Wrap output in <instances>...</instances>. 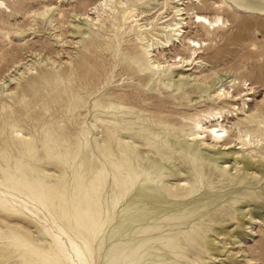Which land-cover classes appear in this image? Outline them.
Wrapping results in <instances>:
<instances>
[{
  "label": "bare ground",
  "instance_id": "obj_1",
  "mask_svg": "<svg viewBox=\"0 0 264 264\" xmlns=\"http://www.w3.org/2000/svg\"><path fill=\"white\" fill-rule=\"evenodd\" d=\"M226 1L238 9L264 11V0ZM107 2L102 1L104 5ZM4 3L0 0V5ZM118 3L119 14L113 27L127 33L129 27L133 29L132 22L140 20L133 19L139 14L133 12L135 8L127 1L120 0ZM183 4L185 0H166L162 9L169 10L171 17L161 16L163 20L155 26L152 22L134 26L138 28L135 34L140 41L142 55L136 54L135 46L129 44L119 61H122V70L126 73L147 71L139 78L144 83L157 81L150 89L158 85L167 90L174 88L172 92L182 91L183 95L189 96V92L185 91L188 86L185 80L173 82L167 77V72L176 65L186 63L189 66L200 58L204 46L205 39L185 35L188 21L185 22L187 18L184 16L190 10L189 6L181 8ZM213 6L217 5L214 3ZM47 12L49 10L42 15ZM194 17V23L208 33L219 25V18L211 19L202 12H196ZM176 42H180L191 55H177L164 62L156 59V51L163 53ZM104 45L108 50H114V54L121 52L114 42ZM198 63L202 66V61ZM74 78L68 82L73 84L78 81L77 76ZM87 79L84 77V80ZM226 79L218 73L204 78L202 85L196 88L199 98L207 95L222 99L226 106L210 107L195 116L183 115L179 121L160 114L167 100L158 98V104L150 103L149 99L154 96L147 91L136 99L105 88L92 97L93 91L88 90V95L82 96L77 93L78 87L72 85L70 89H64L62 94L65 98L60 95L59 99H55L61 91L54 87L57 86L54 82L65 81L60 73L50 80H41L45 88L52 86L48 91L39 89L36 80L31 77L19 91L13 90L5 98L0 97V211L22 214L16 207V201L20 200L29 212L28 222L35 223L33 231L26 223L18 222L16 226L0 224L1 242L9 240L5 247L7 253L0 255L1 262L4 258H15L19 261L17 264L194 262L192 256L197 252L190 249L200 243L199 238L207 232L202 221H195L199 217L193 219L192 214L196 210L194 194L213 181L212 173L205 170L206 159L201 154V148L185 143L180 136H192L199 140L209 136L216 143H231L226 141L230 134L222 122L224 114L230 113L228 107L235 106L225 100L229 94L225 85L232 83V80ZM28 94H32L34 100L49 95L50 102L62 101L73 113L89 103L92 120L82 127L65 125L62 118L45 114L49 106H44L42 111L31 109L35 105L26 102ZM11 100L18 104V108L11 111L14 115L8 116L5 113L12 109ZM259 116L258 112L250 113L238 122L247 126L245 134L237 137L243 145L263 141L264 126H261L264 119ZM29 123L36 127L35 132L26 131L24 125ZM98 128L104 131L102 139H99L98 133L94 134L93 130ZM248 136L249 139H244ZM138 142L146 150H140ZM147 152L165 160L142 156ZM177 157L189 164L192 175L191 178H178V185L173 189L168 184L169 177L183 173L181 167L176 172L171 166V160ZM55 164L61 165L60 171L54 168ZM48 166H53L52 172L48 171ZM10 183L15 186L10 187ZM155 187H161L165 195ZM37 211L51 215L55 230L32 218L38 217ZM204 243L209 248L210 243L206 239Z\"/></svg>",
  "mask_w": 264,
  "mask_h": 264
},
{
  "label": "rangeland",
  "instance_id": "obj_2",
  "mask_svg": "<svg viewBox=\"0 0 264 264\" xmlns=\"http://www.w3.org/2000/svg\"><path fill=\"white\" fill-rule=\"evenodd\" d=\"M102 1L4 0L5 3L0 5V97L5 98L13 90L19 91L31 77L36 80L39 89L48 91L52 86L45 88L41 80H50L60 73L65 81L54 82L57 85L54 87L61 91L55 99H59L60 95L65 98L62 94L64 89H70L72 85L78 87L76 91L82 96H87L88 90L93 91L92 97L105 88H112L115 93H126L136 99L147 91L154 96L149 99L150 103L158 104V98L167 100L160 114L179 121L183 115L195 116L210 107L226 106L222 99L209 98L207 95L199 98L196 88L202 85L204 78L219 73L223 79L232 80V83L225 85L229 90L225 100L231 101L235 106L228 107L230 113L224 114L222 121L230 134L226 141L231 143H216L209 136L203 137L202 140L192 136H180L185 143L201 148V154L206 159L205 170L212 173L211 185L214 186L207 184L194 194L196 210L192 214L193 219L199 217L195 221H202L207 232L199 238L200 243L190 249L197 252L192 256L194 262L191 264H264V136L260 143L250 145H243L241 139L237 138L245 134L247 126L238 124L244 117L258 112L259 118L264 119V11L238 9L239 7L231 6L226 0H185L181 8L189 6L190 10L184 16L187 18L185 22L188 21L185 35L199 40L205 39L204 46L200 58L189 66H186V63L174 65L175 67L167 72V77L173 82L185 80L188 84L185 91L190 94L187 96L183 95L182 91L172 92L174 88L167 90L157 85L155 89H150L157 81L144 83L139 78L140 74L145 75L147 71L126 73L122 70V61H119L129 44L135 46L136 54L142 55L140 41L135 34L138 28L134 26L149 22L155 26L163 20L160 19L161 16L171 17L169 10L162 9L166 0H125L135 8L133 12L139 14L133 19H140L132 22V30L128 28V22L127 33L113 27L115 17L119 14L120 0H108L107 5ZM214 3L217 6H213ZM47 10L49 12L42 15ZM196 12L207 14L211 19L219 18V25L208 33L205 28L194 23ZM111 42H114L121 52L114 54V50L105 48L104 43ZM154 54L157 55L156 59L162 62L166 59L172 60L177 55H191L180 42H176L163 53L156 51ZM201 61L202 66L198 63ZM29 67L33 68L28 70ZM75 76L78 81L73 84L68 82L73 81ZM84 77L89 80H84ZM48 96L34 100L33 95L28 94L26 102L35 105L31 109L37 111L49 106L45 114L62 118L65 125H89L92 120L89 103L73 113L64 102H50ZM10 104L12 109L5 113L8 116L14 115L11 111L18 108L14 100H11ZM223 118L221 117L220 121ZM183 124L188 125L184 122ZM24 128L28 132H35L36 129L30 123L25 124ZM93 131L95 135L98 133L99 139L103 138L102 128ZM137 144L140 150H146L142 144ZM142 156L157 161L165 160L149 152L143 153ZM18 158L23 160L22 157ZM171 166L175 171L180 167L183 169L182 174L178 172L167 181L169 186L175 189L178 178H191L192 172L189 164L180 157L172 159ZM54 168L60 171L61 165L55 164ZM47 169L52 172L53 166H48ZM9 185L15 186L13 183ZM156 190L165 195L161 187ZM16 202V207L23 213L14 215L0 211V224L16 226L18 222L26 223L33 231L35 223L28 222L29 212L22 201ZM37 214L38 217L32 218L42 222L50 230H55L50 214L40 211H37ZM201 214L203 215L200 216ZM205 239L210 243L209 248L204 243ZM8 242V239L1 242L0 255L7 253L5 247ZM187 248L189 249L188 246ZM18 262L15 258H4L2 262L0 260L1 264ZM181 262L178 264H183Z\"/></svg>",
  "mask_w": 264,
  "mask_h": 264
}]
</instances>
